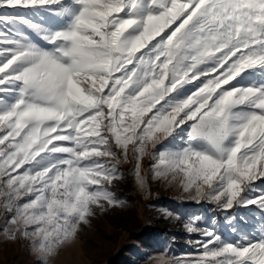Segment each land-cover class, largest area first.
I'll list each match as a JSON object with an SVG mask.
<instances>
[{"label": "snow or ice", "instance_id": "1", "mask_svg": "<svg viewBox=\"0 0 264 264\" xmlns=\"http://www.w3.org/2000/svg\"><path fill=\"white\" fill-rule=\"evenodd\" d=\"M129 163L146 195L259 210L230 235L163 210L200 239L152 264H264V0H0V242L50 264Z\"/></svg>", "mask_w": 264, "mask_h": 264}, {"label": "rangeland", "instance_id": "2", "mask_svg": "<svg viewBox=\"0 0 264 264\" xmlns=\"http://www.w3.org/2000/svg\"><path fill=\"white\" fill-rule=\"evenodd\" d=\"M122 167L125 178L116 184L115 191L126 202L124 206L98 211L75 242L62 248L50 264H152L166 247L177 257L197 251L189 241L200 237L185 232L183 219L165 218L162 214L165 209L184 218L200 216L201 226L214 218L226 235H230L226 230V216H234L237 227H243L244 220L251 221L259 215L255 206L225 213L207 202L183 199L178 189L159 182H151V194L146 195L130 174L132 164ZM0 264H37V257L25 245L3 241L0 242Z\"/></svg>", "mask_w": 264, "mask_h": 264}, {"label": "crops", "instance_id": "3", "mask_svg": "<svg viewBox=\"0 0 264 264\" xmlns=\"http://www.w3.org/2000/svg\"><path fill=\"white\" fill-rule=\"evenodd\" d=\"M17 245L19 244V245H21V246H23V244H21V243H16Z\"/></svg>", "mask_w": 264, "mask_h": 264}]
</instances>
